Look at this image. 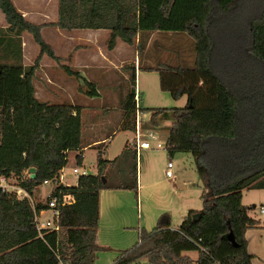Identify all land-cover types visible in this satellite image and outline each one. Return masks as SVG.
Returning a JSON list of instances; mask_svg holds the SVG:
<instances>
[{
	"label": "trees",
	"instance_id": "1",
	"mask_svg": "<svg viewBox=\"0 0 264 264\" xmlns=\"http://www.w3.org/2000/svg\"><path fill=\"white\" fill-rule=\"evenodd\" d=\"M0 11L11 34L30 33L39 54L54 58L40 26L11 0H0ZM54 25L107 29L109 49L117 38L133 45L143 30L179 31L194 41L192 64L159 62L146 69L158 72L160 89L173 99L187 96L184 107L156 108L149 118L154 125L157 116L170 121L165 139L169 155L194 157L203 207L189 209L176 229L168 218L150 231L138 227L136 242L114 262L252 264L245 232L260 222L248 215L241 199L245 189H264V0H58ZM14 39L0 36L10 54L15 53ZM139 47L137 43V51ZM35 66L0 62V175L20 177L34 167L35 177L22 182L30 192L43 180H58L69 152H77L76 164L82 161L81 107L38 100ZM67 72L80 77L77 71ZM130 78L135 85L134 71ZM83 82L89 87L86 94L96 95L94 85ZM135 91L132 86L121 100L120 130L135 131L137 115L150 111L139 105ZM134 142L123 153L127 182L104 178L108 161L98 152L96 174L79 176L75 185L59 183L53 195L71 193L74 203L58 207V229L46 234L45 241L37 238L28 202L0 190V264H94L96 253L105 249L97 242L99 191L124 188L137 195ZM189 250L198 252L195 260L184 254Z\"/></svg>",
	"mask_w": 264,
	"mask_h": 264
},
{
	"label": "crops",
	"instance_id": "2",
	"mask_svg": "<svg viewBox=\"0 0 264 264\" xmlns=\"http://www.w3.org/2000/svg\"><path fill=\"white\" fill-rule=\"evenodd\" d=\"M11 1L28 21L40 26V34L54 54V58L49 57L47 54L40 55L39 46L28 32H21L19 35L10 33L11 35H9V37L15 38L14 42L16 43L13 57L18 62L20 61L23 66L36 64L32 80L35 97L42 102L49 103L63 101L66 98L70 101L68 103L80 106L82 144L79 152L83 153L81 166L86 167L84 161L86 149L93 150L95 159L90 166L95 170L93 174H96L98 171L96 158L98 152H100L102 159L108 161L103 169L104 178L106 180L116 178L121 175V172L123 173V169L126 167L127 172L124 176L127 180L129 178L128 161H126L125 155V159L122 156L127 146L128 148L133 146L136 130H120L117 128L110 138L104 131L106 126L114 123L119 125L120 123L123 113L115 111L114 104L119 100V97H125L130 72L134 71L135 85L137 84V69L140 68L139 60L134 53L135 50L137 51V47L117 38L114 47L109 49L105 46L110 35L107 29L65 30L58 28L54 25L58 18V0ZM0 16L5 21L1 14ZM7 26L6 22V25L2 27L6 28ZM101 43L104 44L103 47ZM7 55L8 52L4 59ZM67 69L77 71L80 77L69 74ZM83 80L90 81L94 85L96 95L90 97L101 100L100 104L102 103V105L98 107L106 105L105 109L102 110L92 109L93 116L88 119L87 127L84 122L87 120L85 118L89 116L88 105L77 103L80 99L88 96L85 90L80 92L77 89V86L84 83ZM121 85L122 89L119 88ZM136 86L135 90L137 91ZM138 96L140 101V95ZM147 114H150V112L142 113L144 117L150 116ZM165 121L168 122V120ZM157 122L156 124H158ZM151 126L156 125L151 123ZM85 128L88 131L84 134ZM150 133L158 136L156 131H148L144 134L145 137H148ZM120 134H124V137H119ZM140 134L142 136L143 133ZM145 137L144 139H146ZM149 140L158 139L156 137V139ZM134 145L137 153L142 149L147 150L139 148L135 142ZM76 154V151L69 152L68 161L72 155L73 162L76 164ZM169 156L168 153L164 152L162 163H156L152 156L147 155L146 160L142 164L139 163V168H137L138 198L136 200L133 198V190L131 189L108 188L99 191V222L97 228V242L100 243L99 245L109 244L114 247H124L121 246L123 244L132 245L137 240L138 227L150 231L159 221L168 218L170 228L176 229L180 222L172 224L174 217H180L182 220L189 209L197 210L193 208L188 199V197L190 198V195L188 196L190 186L196 182L186 179V170L181 165L176 166L173 163L171 167L173 178L165 176L167 163L171 161ZM119 161L122 162L121 168L123 169H121V172L114 169V165ZM65 175L67 176L68 173L66 172ZM192 178H194L193 175ZM262 199L259 206L264 205V198ZM139 203L141 204V212ZM135 205H137V208ZM259 206L251 205L256 212ZM248 215L258 219L260 223L257 227L249 228L245 232L247 251L252 256V264H264V220L255 217L249 210ZM139 216L140 218L137 221Z\"/></svg>",
	"mask_w": 264,
	"mask_h": 264
},
{
	"label": "rangeland",
	"instance_id": "3",
	"mask_svg": "<svg viewBox=\"0 0 264 264\" xmlns=\"http://www.w3.org/2000/svg\"><path fill=\"white\" fill-rule=\"evenodd\" d=\"M0 14L4 17V15L0 12ZM6 25V22L3 20V18L0 16V29L2 30V37L5 39V37H9L10 32L6 28H3L2 26ZM2 27V28H1ZM140 34L136 38L134 42V47H137V43L139 44L138 51H134L135 55L137 56L139 60V66L140 68L137 69L138 75H137V86L133 85L131 78H129V83L127 84V92L130 91V89L137 87V94L140 95V101L139 105L141 107H144L146 109H150L151 112L153 109L156 108H165V109H170V108H175V107H184L187 103V96L183 95L178 99H173L170 94L166 91H163L160 89L159 86V75L156 70H147L146 68L158 64L159 62L163 63H168V64H192L193 58H194V52H193V47H194V41L191 37L186 35L183 32L179 31H140ZM17 39V38H16ZM149 41V42H148ZM148 42V43H147ZM5 44V46H4ZM148 44V46H147ZM102 47L104 46L103 43H101ZM105 46H107V42L105 43ZM11 48L9 45H6L5 42L0 43V62L1 63H15L18 62L12 54H10ZM7 55L6 59L5 56ZM181 53V54H179ZM3 58V59H2ZM20 62V61H19ZM187 62V63H186ZM130 65V64H129ZM131 68L130 66H127ZM132 70V69H131ZM132 72H130V77H131ZM88 86L85 85L84 83L77 86V89L82 92L83 90L87 91ZM122 89V85L119 87ZM140 93H139V92ZM127 94V93H126ZM79 97V96H78ZM123 98L119 97V100L115 102V111L118 113H123V107H122V101ZM100 99L97 98H91L90 96L85 97L77 101L78 104H84L88 105V110H89V116H87L85 119V126L87 127V122L89 121L88 119H91V116H93V111L92 109H97V110H102L105 109L106 105H103V107H98L100 104ZM70 102L69 99L67 100L66 98L63 99V101H57L56 103H68ZM150 115V114H147ZM139 123H140V133L142 132V136L140 138L144 139L145 133L148 131H156L158 133L157 139L158 140H150V143L152 146L155 145V141H160L164 142L168 133V126H169V120L168 122L160 118V116L156 117V121H158L156 126H151V121L149 116H143L142 113H139ZM144 117V118H143ZM118 125L117 123H114L112 125H108L105 128L104 133H106L107 136H110L117 130ZM87 129H84V134L85 132L87 133ZM131 135V134H130ZM119 137H124V134H120ZM146 139H149L148 137H145ZM82 140V139H81ZM167 152L165 149H159V148H151L147 150H140L137 155V168H139V163L142 164L145 160L147 155L152 156L153 160L156 163H162L163 160V153ZM141 154V161L139 160ZM72 155L70 156V160L67 162L64 172L68 173V175L63 178V183L66 185H75L77 181L76 176L70 175V170L74 164ZM172 165L173 163L176 164V166L179 164L183 169L186 170V179L191 180L196 182L194 185L190 186V190L188 192V196L190 195V204L193 206V208L200 210L203 207V201L200 198L201 192L203 190L202 182L200 181L196 165H195V159L193 156H191L190 153L187 152H176L173 155L169 156ZM123 159L124 156H122ZM95 155L94 151L90 149H86L84 152V161L86 162V168L89 170L90 174L94 173V168L91 167L92 163H94ZM127 161V159H126ZM117 164L114 165V169L117 170V172H121V163L122 162H116ZM127 168L124 167L123 173L121 172V175H119L116 178L110 179V182L112 183H122V182H127L124 174H126ZM128 172H129V165H128ZM194 178H192V175ZM48 190L47 187H44V191ZM43 191V192H44ZM42 195V189L39 187L35 191V198L39 199ZM133 198L136 200L137 195L135 191H133ZM262 198H264V190H258V189H245L243 191V199L242 203L249 208V212H251L255 217L264 220V215L260 214L258 211L254 208H251L252 204H255L256 206H259L260 202H262ZM136 204V202H135ZM251 204V205H250ZM137 208V205H135ZM139 208L141 212V204L139 203ZM140 218V216L137 218ZM178 218V219H177ZM180 217H174L172 220V224H176L177 222L180 221ZM180 224V223H179ZM100 244V243H99ZM133 245V244H132ZM132 245H121L124 247H114L109 244H101V246H105L104 250H100L96 253V258L94 261V264H108L110 263L114 257L118 256L122 250L130 248ZM111 248V249H109ZM122 248V249H118ZM116 250V251H113ZM119 250V251H118ZM184 254L188 255L192 259L197 257L198 252L196 250H189V251H184Z\"/></svg>",
	"mask_w": 264,
	"mask_h": 264
},
{
	"label": "built area",
	"instance_id": "4",
	"mask_svg": "<svg viewBox=\"0 0 264 264\" xmlns=\"http://www.w3.org/2000/svg\"><path fill=\"white\" fill-rule=\"evenodd\" d=\"M135 98L138 100L139 96L137 91H135ZM139 114L136 118V134H135V144L139 148H159L166 149L165 142L155 141V145L152 146L149 139H156L155 134L150 133L149 139H140V123H139ZM80 157L83 158V153L80 152ZM172 162L169 161L167 163V169L165 170V176L167 178H173V172L171 170ZM63 167L59 171L58 180L55 179H46L37 186H35L31 192L27 189V187L22 185V182L31 178L28 170H25L22 176L18 177L14 174L0 175V190L3 193L13 196L17 200H26L30 205V208L33 212V224L37 232V238H40L45 241V235L58 229L57 225V216H58V207L65 206L74 203V196L71 193H61L60 197H55L53 195L54 190L59 185V183L66 185L62 182V178H64L65 172ZM89 170L86 167L80 165H75L71 168L70 175H74L77 178L81 175H89ZM77 183V182H76ZM42 189V195L39 199L35 198V191L37 188ZM44 187H47L48 190L44 191ZM44 191V192H43ZM38 205H41L40 208H37ZM257 211L264 215V205H260L257 208ZM58 264H70L63 261H59ZM108 264H116L111 261ZM131 264H150L146 259H141L135 261Z\"/></svg>",
	"mask_w": 264,
	"mask_h": 264
},
{
	"label": "water",
	"instance_id": "5",
	"mask_svg": "<svg viewBox=\"0 0 264 264\" xmlns=\"http://www.w3.org/2000/svg\"><path fill=\"white\" fill-rule=\"evenodd\" d=\"M28 172L30 173V176H31V178H33V177H35V168L34 167H30L29 169H28ZM231 238V237H230ZM232 239V238H231Z\"/></svg>",
	"mask_w": 264,
	"mask_h": 264
}]
</instances>
